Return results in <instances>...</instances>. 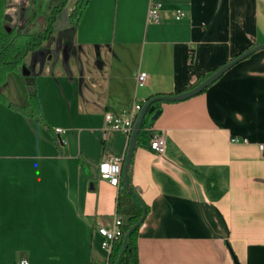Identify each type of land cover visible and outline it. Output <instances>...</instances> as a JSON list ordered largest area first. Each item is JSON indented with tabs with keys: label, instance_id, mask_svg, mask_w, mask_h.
I'll return each mask as SVG.
<instances>
[{
	"label": "crops",
	"instance_id": "crops-1",
	"mask_svg": "<svg viewBox=\"0 0 264 264\" xmlns=\"http://www.w3.org/2000/svg\"><path fill=\"white\" fill-rule=\"evenodd\" d=\"M58 3L0 0V12L6 25L36 33ZM149 3L160 5V21H146ZM74 5L68 0V14ZM73 41L83 70L74 57L68 67L46 61L28 80L23 63L0 86L17 106L34 86L44 118L0 100V264H107L97 226L127 215L117 211L120 185L98 166L123 160L128 135L104 132V113L189 89L264 43V0H87ZM138 69L147 73L141 87ZM153 132L164 136L161 154L148 148ZM140 142L130 158L147 209L135 234L138 264H264V48L202 92L163 101Z\"/></svg>",
	"mask_w": 264,
	"mask_h": 264
},
{
	"label": "trees",
	"instance_id": "trees-1",
	"mask_svg": "<svg viewBox=\"0 0 264 264\" xmlns=\"http://www.w3.org/2000/svg\"><path fill=\"white\" fill-rule=\"evenodd\" d=\"M86 2L87 0H75V5L69 13L71 26H74L80 17ZM67 3L68 0H59V3L51 10L44 28L36 33H25L22 30H17L16 27L6 25L3 21L2 12H0V86L4 83L7 73L12 70H17L18 66L21 63L23 64V59L29 53L41 48L44 42L50 38L54 32L56 17ZM205 77H207V75L200 77L198 82ZM22 78L24 79V77ZM0 100L7 103L10 107L19 109L44 123L34 86L31 88V86L27 84V104L25 106H17L6 101V98L1 92ZM145 101L141 103L143 104ZM162 102L163 101H155L149 105L143 117L141 129L153 123L160 112V105ZM136 144H141L140 131L137 135ZM126 176L129 187H126L122 178H120L117 211L127 215V222L122 224L121 236L114 241L108 253L107 264H138L135 234L139 227L137 223L142 216H145L147 209L132 187L130 164ZM130 229L131 231L127 234Z\"/></svg>",
	"mask_w": 264,
	"mask_h": 264
},
{
	"label": "built area",
	"instance_id": "built-area-1",
	"mask_svg": "<svg viewBox=\"0 0 264 264\" xmlns=\"http://www.w3.org/2000/svg\"><path fill=\"white\" fill-rule=\"evenodd\" d=\"M160 5L158 3H149L146 11V21L147 22H158L160 21L159 13ZM184 12L182 10H177L175 13V20H180L184 17ZM147 79V73L143 70L138 69L135 73V83L136 86H144ZM142 103H134L128 111L120 114H113L111 112L104 113V132L108 129L118 130L128 135L131 132L134 119L140 110ZM55 133L57 135L64 132L62 128H55ZM231 141H238L237 138H231ZM61 144L65 141L59 138ZM148 148L158 154L164 152L165 149V139L163 134L153 132ZM258 148L261 151L262 157H264V144H258ZM122 172V158L119 156H111L107 159L102 160L98 166V175L100 178L107 180L111 185H118L121 178ZM121 226L122 220L120 217L115 216L113 221L109 225L99 224L97 226V232L101 236V248L110 252L112 245L115 240L121 236ZM17 264H28L26 259H21Z\"/></svg>",
	"mask_w": 264,
	"mask_h": 264
},
{
	"label": "water",
	"instance_id": "water-1",
	"mask_svg": "<svg viewBox=\"0 0 264 264\" xmlns=\"http://www.w3.org/2000/svg\"><path fill=\"white\" fill-rule=\"evenodd\" d=\"M59 17L57 15L56 20L54 22V30L60 27L61 22L64 23V27L70 25V18L68 14V7L67 5L62 9V11L59 13ZM258 48H264V43L256 45L250 49H247L237 55L236 57L232 58L230 61L226 62L223 64L221 67H219L216 71L212 72L210 75L207 77L203 78L201 81H199L197 84L194 86L190 87L189 89H186L184 91H181L179 93L175 94H156L151 97H149L141 106L140 110L138 111L134 123L131 129V132L128 137V143L125 151V155L122 160V172H121V178L126 187H129V183L127 180L126 172L127 169L129 168L130 164V158L133 152V149L136 146V139L138 132L141 129L143 117L147 111V108L149 105L155 101H177V100H183L188 97H191L195 94H198L202 92L208 85H210L213 81H215L226 69H228L230 66H232L234 63L238 62L245 56L249 55L253 51H255ZM143 216L141 219L138 221L137 225L140 224V222L143 220ZM132 229V228H131ZM131 229L128 231L127 234L131 231Z\"/></svg>",
	"mask_w": 264,
	"mask_h": 264
},
{
	"label": "rangeland",
	"instance_id": "rangeland-1",
	"mask_svg": "<svg viewBox=\"0 0 264 264\" xmlns=\"http://www.w3.org/2000/svg\"><path fill=\"white\" fill-rule=\"evenodd\" d=\"M63 25L64 23L61 22L60 27L52 33L50 38L44 42L41 48L29 53L23 59L25 66H28V80H32L35 74L42 71V67L46 61L52 63L60 62L62 65L68 67L70 58L74 57L77 58V60L75 62L76 65H73V68L78 71L80 69L83 70L82 59L74 46L73 25H68L66 27ZM22 65L23 64L21 63L17 70H12L10 72L21 75Z\"/></svg>",
	"mask_w": 264,
	"mask_h": 264
}]
</instances>
